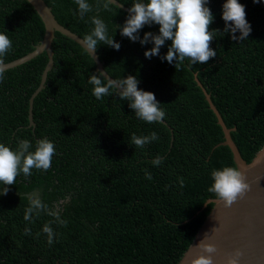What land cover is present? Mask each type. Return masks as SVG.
Masks as SVG:
<instances>
[{
	"label": "trees",
	"instance_id": "trees-1",
	"mask_svg": "<svg viewBox=\"0 0 264 264\" xmlns=\"http://www.w3.org/2000/svg\"><path fill=\"white\" fill-rule=\"evenodd\" d=\"M56 21L83 39L92 16L108 25L119 50L106 44L96 54L112 78L136 75L138 85L155 94L165 110L161 123L138 120L127 102L115 94L97 100L88 77L95 65L87 53L55 32L53 66L44 88L39 85L47 63L45 53L1 72L0 143L15 148L20 139L33 145L41 138L54 142L48 170L23 173L0 196V264H177L210 212V173L235 166L211 104L221 117L242 159L249 163L264 146V5L240 0L252 25L247 40L237 43L216 34L210 47L216 57L190 65H173L159 56L143 55L141 45L113 33L127 12L105 0H89L92 11L81 19L74 0H43ZM128 8L133 0H115ZM223 0H209L211 29H223ZM7 31L11 49L0 58L9 63L33 51L44 26L25 0H0V31ZM158 31L145 25L139 35ZM170 41L160 49L167 51ZM156 132L158 139L138 148L133 134ZM34 150V149H30ZM157 156L161 164L153 166ZM151 174L146 179L144 170ZM183 180V184L180 180ZM44 205L25 221L29 197ZM58 217V218H57ZM60 221H65L61 223ZM52 228L47 242L44 225ZM25 226L31 229L25 234Z\"/></svg>",
	"mask_w": 264,
	"mask_h": 264
},
{
	"label": "clouds",
	"instance_id": "clouds-1",
	"mask_svg": "<svg viewBox=\"0 0 264 264\" xmlns=\"http://www.w3.org/2000/svg\"><path fill=\"white\" fill-rule=\"evenodd\" d=\"M76 15L83 19L92 11L89 0H74ZM253 4L264 5V0H252ZM209 0H133L122 25H113V33L116 30L122 37L130 41H139L141 45L151 44L143 55L146 59L159 56L161 62H167L174 67L176 64L187 60L190 65L207 63L216 57V49L210 47V43L216 34L227 35L232 41L240 43L248 39L252 32V25L246 19L245 5L240 0H223L220 18L223 21V29H211L215 17L210 7ZM108 6L105 0L104 7ZM93 27L83 37V46L89 53H95L101 43L119 50L120 44L113 35H109L108 25L99 16L91 17ZM145 25H157L158 31L145 32L141 38L139 31ZM0 31V58L12 47V41L6 34ZM170 41L167 51L160 55V49ZM3 74L0 73V80ZM88 83L92 85V95L101 100L105 96L115 94L121 100L127 102V107L134 116L146 123H161L165 119V110L157 100L155 94L139 88L140 80L136 75H127L123 78L105 79L103 72L91 74ZM156 132L148 135L131 136L130 143L138 148L156 141ZM34 149V150H30ZM55 154L54 142L48 138H41L33 145L27 139H20L15 148L6 143H0V196L7 195L9 186L13 185L16 177L23 173L25 177L32 174L33 169L48 170ZM159 156L151 160L153 166L161 164ZM146 179H151V174L145 169ZM211 183L207 187L209 198L205 204L222 202L224 207H230L238 199L243 198L250 190L244 174L235 166L225 165L215 168L210 173ZM183 184V180H180ZM211 201V203H209ZM44 207L38 196L29 197V206L24 211L25 221H30L33 214H39ZM58 218V217H57ZM65 223V221H60ZM31 229L25 226V234ZM42 231L47 234V242H53V230L47 224ZM201 247V254L194 260V264H214L212 254L217 249L211 243L197 244ZM242 252L235 250L227 257L226 264H239Z\"/></svg>",
	"mask_w": 264,
	"mask_h": 264
},
{
	"label": "water",
	"instance_id": "water-1",
	"mask_svg": "<svg viewBox=\"0 0 264 264\" xmlns=\"http://www.w3.org/2000/svg\"><path fill=\"white\" fill-rule=\"evenodd\" d=\"M25 1L32 7L42 22L44 26L43 37L33 51L25 56L9 63H0V73L30 61L41 53L46 54L47 63L41 74L39 85L29 99L28 120L29 125H33L32 103L37 93L44 88L47 73L53 66L51 46L55 32L67 37L87 53L94 62L95 73L103 72L105 79L112 78L105 72L103 62L99 60L96 52L89 53L83 46L82 38L60 25L54 18L51 8L43 0ZM107 1L128 12L117 1ZM206 99L224 135V140L220 145L229 148L235 167L244 174L246 182L250 185V190L230 207H224L223 203L219 201L212 204L210 212L177 264H194V260L201 254V247L197 244L202 239L203 242L215 245L217 249L212 254L214 264H226L227 257L235 250L242 252L239 264H264V146L249 163L245 162L230 137L229 133L232 130L225 127L207 94Z\"/></svg>",
	"mask_w": 264,
	"mask_h": 264
}]
</instances>
